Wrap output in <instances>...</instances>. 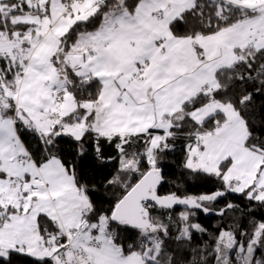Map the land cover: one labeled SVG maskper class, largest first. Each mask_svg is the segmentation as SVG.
Instances as JSON below:
<instances>
[{"label": "snow or ice", "instance_id": "obj_1", "mask_svg": "<svg viewBox=\"0 0 264 264\" xmlns=\"http://www.w3.org/2000/svg\"><path fill=\"white\" fill-rule=\"evenodd\" d=\"M178 135L214 193H158ZM226 193L264 208V0H0V264H264V219L192 247Z\"/></svg>", "mask_w": 264, "mask_h": 264}, {"label": "trees", "instance_id": "obj_2", "mask_svg": "<svg viewBox=\"0 0 264 264\" xmlns=\"http://www.w3.org/2000/svg\"><path fill=\"white\" fill-rule=\"evenodd\" d=\"M260 101L257 100V103ZM186 137L178 135L172 142L174 147L160 161V167L163 180L158 186L160 195L176 193L180 196L211 194L217 191L221 185L218 181L211 178H192L182 168ZM117 153L113 147L105 145L103 161L93 159L92 149H88V156L84 161H79L84 169L88 179L92 184L100 186L102 181L114 173L118 167V159H109L116 157ZM73 157H69L72 159ZM102 191V189H100ZM108 195V193H105ZM228 203H233L238 207L235 210H229L224 216L218 215V210ZM211 214H206L202 210H195L196 215L193 222L199 223L206 231L203 233H194L192 247L205 246V242L211 243L213 237L218 234L221 228L236 229L237 234L241 231L250 230V222L264 219V208L257 206L256 202H249L242 196L233 193H226L225 196L218 198L217 201L210 204ZM184 208L174 207L173 216L181 212ZM190 252L191 249H188ZM13 264H31L29 258L15 257Z\"/></svg>", "mask_w": 264, "mask_h": 264}, {"label": "water", "instance_id": "obj_3", "mask_svg": "<svg viewBox=\"0 0 264 264\" xmlns=\"http://www.w3.org/2000/svg\"><path fill=\"white\" fill-rule=\"evenodd\" d=\"M163 196V195H162ZM174 207H180V208H184V206L183 205H176V206H174ZM212 212L210 211V212H208V213H206V214H211Z\"/></svg>", "mask_w": 264, "mask_h": 264}]
</instances>
